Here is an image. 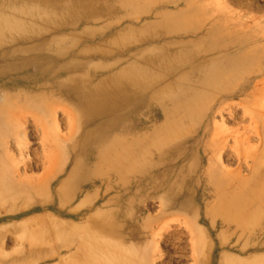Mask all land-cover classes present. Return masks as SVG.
Returning <instances> with one entry per match:
<instances>
[{
  "label": "rangeland",
  "instance_id": "1",
  "mask_svg": "<svg viewBox=\"0 0 264 264\" xmlns=\"http://www.w3.org/2000/svg\"><path fill=\"white\" fill-rule=\"evenodd\" d=\"M35 5L55 14L23 18L27 29L21 32H47L60 21L85 18L73 31L57 32L76 37H70L68 45L75 44L74 59L82 61L81 68L64 73L63 79L86 71L103 77L111 73L105 65L116 61V69L136 61L158 71L155 63L163 61L169 67L162 69L167 83L173 86L186 76L184 86L192 88L198 83L205 93L180 107L149 105L146 101L138 115L145 121L142 127L133 133H111V137L140 139L138 169L121 177L110 168L109 194L102 200L103 206L81 211L80 220L42 207L17 217L11 216L14 212H0V254L6 258L0 264H18L17 258L31 261L36 257L42 259L39 264H132L133 259L140 264H231L255 258L264 264V0L30 3ZM87 17L94 19L87 22ZM99 47L109 48L111 54L104 56ZM87 48L93 50L76 57L77 51ZM24 50L28 55L39 52ZM49 65H57V61ZM12 66L0 64V71ZM31 72L34 76L36 69L32 67ZM6 79L0 78V97L4 92L18 97L46 92L52 97L48 111L23 109L17 120L20 124L26 121L28 149L41 148L37 123L53 141L77 127L79 110L57 82L44 87L32 80L27 86L17 82L9 85L11 88L3 85ZM180 116L184 121L177 125ZM157 128L162 130L156 136ZM6 138L0 137V142ZM154 138L160 144L155 145ZM19 157L17 154V160ZM236 186L257 188L262 206L260 212L245 217L243 224L247 226L237 232V241L232 228L220 225L231 216L230 209L223 212L219 207V197H227ZM82 189L74 205L98 197L100 182ZM36 214H52L63 223L57 234L61 229L71 232L74 227L70 223L84 222L87 216L95 224L85 223L77 231V242L57 235L54 243L45 239L39 246L15 244V232ZM234 244L238 250H229ZM35 248L38 251L34 253Z\"/></svg>",
  "mask_w": 264,
  "mask_h": 264
},
{
  "label": "bare ground",
  "instance_id": "2",
  "mask_svg": "<svg viewBox=\"0 0 264 264\" xmlns=\"http://www.w3.org/2000/svg\"><path fill=\"white\" fill-rule=\"evenodd\" d=\"M38 1L41 0H0V64L13 65L8 69L2 68L0 78L6 77L3 85L11 88L9 85L17 82L27 86L32 80L37 81L34 83H42L44 87L57 82V87L66 91L70 96L67 98L76 104L80 113L79 120L77 127L71 128L68 135L60 136V139L55 141L47 139L44 126L37 123V129L41 130V148L32 151L25 142L28 136L26 121L20 124L17 120L24 113L23 109L38 113L48 111L52 97H47L46 92L34 97H18V94L4 92L0 97V137L7 135V138L0 142V212H14L11 216L17 217L22 213L39 211V207H42L43 210L51 209L58 213L71 214L80 220L81 211L103 206L102 200L109 194L110 168L121 177L138 169L140 139L136 136L132 140L121 135L111 137V133H133L142 127L145 121L139 116L146 101L149 105L170 104L180 107L185 101H194L201 97L205 91L198 87V83L192 88L184 86L186 76L179 78L180 82L173 83V86L167 83V73H162V69L168 70L169 67L165 66L163 61L155 63V69L158 71H153L150 65H141L136 61L116 69L119 63L116 61L105 65V70L111 73L103 77L97 78L91 71H86L80 76L71 74L63 79L64 73L81 68L82 61L74 59L75 44L68 45V42H71L69 38L73 37L75 40L76 37L70 34L59 36L57 32L73 31L85 18L76 17L72 21H60L52 25L47 32H21L27 29L23 18L55 14L50 9L30 6L31 2ZM52 9L57 10V6L52 5ZM93 19L87 17L86 21ZM39 39V43L25 46ZM24 49L39 52L28 55L23 53L27 51ZM88 49L91 48L77 51L76 57L82 56ZM100 49L104 56L111 54L109 48ZM97 51L99 52V49ZM55 61L57 65H49ZM32 67L36 69L34 76ZM185 118L188 119V116ZM183 121L184 117L180 116L176 123L179 125ZM160 130L162 129H156V136ZM153 142L155 145L160 144L157 138H154ZM111 149H119V152ZM17 154L20 155L18 160ZM37 170L42 172L39 174ZM98 182V197L74 205L82 195L83 186H94ZM220 183L224 185L221 179ZM71 185L74 187L71 188ZM43 191L47 192L48 197L47 194L46 197L43 195ZM219 200L220 210L224 212V208H229L231 211V216L223 219L220 225L232 228V234L237 241L240 238L237 232L246 229L247 224H243L245 217L252 216L262 209L258 201V189L236 186L227 197L221 195ZM24 223L26 224L22 225L23 229L18 228L15 232L18 234L15 244L23 242L39 246L45 239L54 243L57 235L70 242H77L80 240L77 231L83 228L85 223L95 224L93 218L87 216L84 222H71L74 227L71 232L61 229L57 234V227L63 223H59L52 214H36ZM220 247L223 248V245ZM32 250L34 253L38 251L37 248ZM229 250H236V244L230 246ZM222 256L223 254H220V258ZM4 259L6 258L0 254V260ZM17 259L20 260L18 264H39L42 261L41 257L31 261L25 258ZM258 262L260 261L255 258L231 264H259ZM130 263L140 264L135 259Z\"/></svg>",
  "mask_w": 264,
  "mask_h": 264
}]
</instances>
